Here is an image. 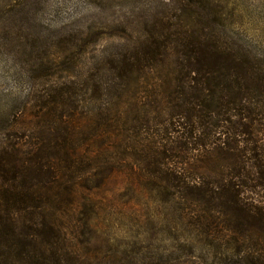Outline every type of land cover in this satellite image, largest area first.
<instances>
[{
	"label": "trees",
	"instance_id": "trees-1",
	"mask_svg": "<svg viewBox=\"0 0 264 264\" xmlns=\"http://www.w3.org/2000/svg\"><path fill=\"white\" fill-rule=\"evenodd\" d=\"M113 25L41 59L2 127L0 264H153L167 241L264 264V59L188 22ZM104 36L120 52L85 71ZM118 220L112 262L91 247Z\"/></svg>",
	"mask_w": 264,
	"mask_h": 264
},
{
	"label": "rangeland",
	"instance_id": "rangeland-1",
	"mask_svg": "<svg viewBox=\"0 0 264 264\" xmlns=\"http://www.w3.org/2000/svg\"><path fill=\"white\" fill-rule=\"evenodd\" d=\"M159 19L191 23L264 59V0H0V132L8 117L22 108L35 83L32 68L41 59L62 53L69 41L77 43L87 28L93 33H109L113 22L128 23L136 41L146 34L150 21ZM69 49L72 53L78 50L76 44ZM96 49L94 59L88 57L85 71L102 52L121 50L106 37ZM113 223L100 228L98 243L91 248L99 249L104 257L111 256L112 262H123L134 242L120 220ZM175 245L174 241L162 244L153 264H220V255L199 243H194L192 254L178 260L183 253Z\"/></svg>",
	"mask_w": 264,
	"mask_h": 264
}]
</instances>
